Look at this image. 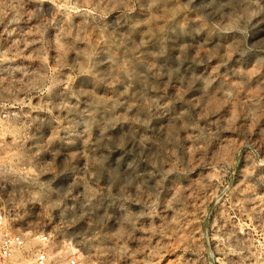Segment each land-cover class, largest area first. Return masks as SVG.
I'll list each match as a JSON object with an SVG mask.
<instances>
[{
    "label": "rangeland",
    "instance_id": "obj_1",
    "mask_svg": "<svg viewBox=\"0 0 264 264\" xmlns=\"http://www.w3.org/2000/svg\"><path fill=\"white\" fill-rule=\"evenodd\" d=\"M261 20L264 0H0L13 230L88 264H264Z\"/></svg>",
    "mask_w": 264,
    "mask_h": 264
},
{
    "label": "built area",
    "instance_id": "obj_2",
    "mask_svg": "<svg viewBox=\"0 0 264 264\" xmlns=\"http://www.w3.org/2000/svg\"><path fill=\"white\" fill-rule=\"evenodd\" d=\"M51 233L13 230L9 214L0 206V264H88L75 251L58 249Z\"/></svg>",
    "mask_w": 264,
    "mask_h": 264
},
{
    "label": "clouds",
    "instance_id": "obj_3",
    "mask_svg": "<svg viewBox=\"0 0 264 264\" xmlns=\"http://www.w3.org/2000/svg\"><path fill=\"white\" fill-rule=\"evenodd\" d=\"M254 4H258V0H249V6L254 5ZM254 13L249 12L248 15L251 16ZM260 23H264V20H261Z\"/></svg>",
    "mask_w": 264,
    "mask_h": 264
},
{
    "label": "bare ground",
    "instance_id": "obj_4",
    "mask_svg": "<svg viewBox=\"0 0 264 264\" xmlns=\"http://www.w3.org/2000/svg\"><path fill=\"white\" fill-rule=\"evenodd\" d=\"M2 130H3V131H2ZM1 131H2L4 134H5V132H6L5 128H1L0 132H1ZM1 134H2V133H1ZM1 134H0V135H1ZM2 136H3V135H2ZM2 136H1V137H2Z\"/></svg>",
    "mask_w": 264,
    "mask_h": 264
}]
</instances>
